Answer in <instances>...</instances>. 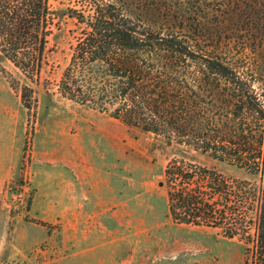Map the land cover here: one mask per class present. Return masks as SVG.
<instances>
[{"label":"trees","instance_id":"trees-1","mask_svg":"<svg viewBox=\"0 0 264 264\" xmlns=\"http://www.w3.org/2000/svg\"><path fill=\"white\" fill-rule=\"evenodd\" d=\"M52 1L0 0V56L33 84L55 26ZM126 1L141 13L110 2L82 16L86 28L60 82L61 96L260 176L254 261L264 264V0ZM176 22L180 29L166 27ZM214 27L222 30L218 41ZM206 37L214 45L200 48ZM33 91L24 86V99ZM165 176L174 223L240 234L236 222L248 219L240 205L252 201L250 183L176 158Z\"/></svg>","mask_w":264,"mask_h":264},{"label":"rangeland","instance_id":"rangeland-1","mask_svg":"<svg viewBox=\"0 0 264 264\" xmlns=\"http://www.w3.org/2000/svg\"><path fill=\"white\" fill-rule=\"evenodd\" d=\"M110 2L141 13L125 0L52 1L55 26L34 84L0 56V264H255L260 176L61 96L60 82L86 28L82 16ZM213 33L222 38L221 29ZM212 45L207 37L198 43ZM26 85L34 91L24 99ZM175 158L250 183L239 235L173 222L165 171Z\"/></svg>","mask_w":264,"mask_h":264},{"label":"built area","instance_id":"built-area-1","mask_svg":"<svg viewBox=\"0 0 264 264\" xmlns=\"http://www.w3.org/2000/svg\"><path fill=\"white\" fill-rule=\"evenodd\" d=\"M8 264H24L23 262H20V261H13V262H10Z\"/></svg>","mask_w":264,"mask_h":264},{"label":"crops","instance_id":"crops-1","mask_svg":"<svg viewBox=\"0 0 264 264\" xmlns=\"http://www.w3.org/2000/svg\"><path fill=\"white\" fill-rule=\"evenodd\" d=\"M60 206H61V204L59 205V207H60ZM62 207H63V206H62ZM62 207H61V208H62Z\"/></svg>","mask_w":264,"mask_h":264},{"label":"water","instance_id":"water-1","mask_svg":"<svg viewBox=\"0 0 264 264\" xmlns=\"http://www.w3.org/2000/svg\"><path fill=\"white\" fill-rule=\"evenodd\" d=\"M163 184L161 183V186H162Z\"/></svg>","mask_w":264,"mask_h":264}]
</instances>
